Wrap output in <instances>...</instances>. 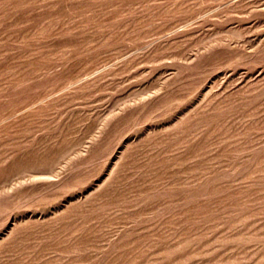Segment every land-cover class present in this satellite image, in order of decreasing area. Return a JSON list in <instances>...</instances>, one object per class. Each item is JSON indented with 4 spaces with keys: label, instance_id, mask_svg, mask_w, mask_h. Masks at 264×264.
Wrapping results in <instances>:
<instances>
[{
    "label": "rangeland",
    "instance_id": "1",
    "mask_svg": "<svg viewBox=\"0 0 264 264\" xmlns=\"http://www.w3.org/2000/svg\"><path fill=\"white\" fill-rule=\"evenodd\" d=\"M0 264H264V0H0Z\"/></svg>",
    "mask_w": 264,
    "mask_h": 264
}]
</instances>
